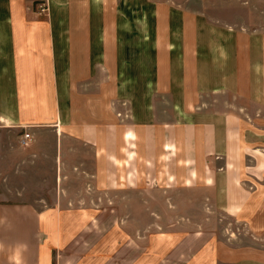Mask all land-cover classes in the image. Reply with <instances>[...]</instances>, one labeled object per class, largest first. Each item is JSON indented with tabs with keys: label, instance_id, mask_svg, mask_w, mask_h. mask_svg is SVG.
I'll list each match as a JSON object with an SVG mask.
<instances>
[{
	"label": "crops",
	"instance_id": "0c3cea01",
	"mask_svg": "<svg viewBox=\"0 0 264 264\" xmlns=\"http://www.w3.org/2000/svg\"><path fill=\"white\" fill-rule=\"evenodd\" d=\"M0 264H264V0H0Z\"/></svg>",
	"mask_w": 264,
	"mask_h": 264
},
{
	"label": "built area",
	"instance_id": "2783aa9c",
	"mask_svg": "<svg viewBox=\"0 0 264 264\" xmlns=\"http://www.w3.org/2000/svg\"><path fill=\"white\" fill-rule=\"evenodd\" d=\"M40 14H46L48 12V4L47 2H44V3H41L40 4ZM32 138V135L31 133L29 132H25L23 135H22V138H21V142L23 144H28V142L30 141V139Z\"/></svg>",
	"mask_w": 264,
	"mask_h": 264
}]
</instances>
